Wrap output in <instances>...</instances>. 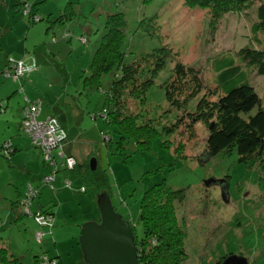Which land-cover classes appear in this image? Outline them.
<instances>
[{
	"label": "rangeland",
	"instance_id": "rangeland-1",
	"mask_svg": "<svg viewBox=\"0 0 264 264\" xmlns=\"http://www.w3.org/2000/svg\"><path fill=\"white\" fill-rule=\"evenodd\" d=\"M7 1L0 0V31L11 23L17 24L13 12L4 7ZM31 2H43L33 8L41 21L35 18L30 24L20 7L15 13L22 26L18 24L13 34L0 39V61H4L5 54L11 58L25 50L28 52L19 57L21 60H14L32 58L40 72L33 80L24 81L23 74L18 78L19 87L12 97L16 103L22 105L24 95L30 101L53 102L58 117L80 111L74 135H83L74 147L85 153L88 168L91 159L97 160V167L108 179L114 211L134 228L138 238L142 237L138 223L142 194L163 183L171 190L183 189L185 193L176 214L185 228L186 264H222L225 259L221 258L229 256L241 257L248 264H264V165L239 163L235 150L207 157L204 154L206 126L202 122L188 126L185 117L177 123L178 114L167 113L163 89L178 61L199 70L206 94H216L217 87L235 72L220 77L213 68V60L225 51L262 46V36L251 37L250 29L256 22V7L264 4V0H256L253 9L246 13L227 14L212 25L208 11L186 7L182 0H29V5ZM67 3L74 5L76 18L62 27L51 26ZM115 13H122L127 23L122 48L126 64L151 54L163 58L162 68L155 74L150 72L154 68L153 60L150 66L142 65L147 78L153 80L145 94V106L139 107L136 101H129L128 105L130 113H140L141 118L148 119L145 122L148 127L141 133L148 134L149 127L154 131V137L149 140H144L139 130L134 132L135 136H141L138 142L144 145L107 125L104 121L107 116L101 113L104 95L84 89L79 79L81 75L88 76L105 18ZM80 38L85 39V44ZM163 49L170 51L166 54ZM247 76L264 110V76L251 73ZM111 80L110 75L102 78L103 91ZM6 81L0 77V86ZM13 108L6 116L0 115V146L12 140L26 141L27 149L19 148L14 155L4 156L5 149L0 147V248L7 249L8 255L20 259L21 264H43L40 258L44 255L50 259L58 257L62 264H85L78 239L83 224L100 221L94 192L83 187L79 180L72 181L71 187L64 181V193L60 195L53 192L58 189L56 182L54 190L43 184L49 174L46 169L51 168L42 167L43 156L34 149L30 138L22 134L18 111ZM256 111L255 108L250 115ZM102 137H105L103 141ZM66 143L67 138L61 146ZM54 155L56 166L61 167L56 176L62 180V160L57 159L56 152ZM39 177L44 187L41 193L37 187ZM28 186L41 195L32 200V207L52 206L54 214L52 228L41 243L34 238L40 229L23 216L20 206ZM17 193H21L18 199ZM17 213L23 217L19 218ZM52 261L57 264L55 259Z\"/></svg>",
	"mask_w": 264,
	"mask_h": 264
},
{
	"label": "trees",
	"instance_id": "trees-1",
	"mask_svg": "<svg viewBox=\"0 0 264 264\" xmlns=\"http://www.w3.org/2000/svg\"><path fill=\"white\" fill-rule=\"evenodd\" d=\"M182 1L186 7H196L208 11L210 14V25L216 24L227 14L241 15L246 13L250 9H253L256 2V0ZM42 3L32 4L31 2V5H29V0H27L19 5H15L23 7L22 16L28 17L30 24H32V20L35 18L41 21L34 12L32 13V10ZM76 16L74 5L67 3L60 15L51 23V26L62 27L72 22ZM255 16L256 22L252 25L250 34L251 37L258 34L262 36V46H244L237 51H225L220 53L219 58L213 60V68L220 77L235 72L234 75L230 78L228 77L217 87L216 94H206V86L199 70L190 68L178 61H175L172 75L164 84L163 89L168 106L167 113L175 111L178 114L177 123L183 122L182 118L185 117L188 126L192 127L199 122H202L206 126L208 130L204 150L206 156L213 158L221 153L235 150L239 163L254 162L258 164L261 162L263 166L264 110L261 107L259 96L251 87L247 73L264 76V4L256 7ZM126 25L127 23L122 13L111 14L105 18L103 33L99 39L98 47L91 57L88 76L84 77L81 75L79 79L84 89L88 88L99 91L104 95L101 113L107 116L104 119L107 125L114 126L119 133L129 139L134 138L138 142L141 136H135L134 132L137 130H139L140 134H143L144 140L152 139L155 134L150 127L148 134L141 133L143 129L148 127L145 125L148 119L141 118L140 113H130L128 105L131 102L129 101H136L139 107L145 106V94L152 86L153 80L151 77L147 78L142 65L146 64L150 66L153 60L154 68L150 72L155 74L162 68L163 58H157L154 54H151L140 57L130 64H126L124 62L125 53L122 50ZM64 36L71 37L70 34H65ZM79 41L85 44L84 38H80ZM163 51H166L167 54L170 50L163 49ZM5 62V68L0 70V77H3L5 80L20 83V80L26 74L37 70V64L34 59L22 60L21 62L25 67H30L34 63L35 70L25 73L21 79L14 81L12 78H6L4 73L10 70L17 61L8 57L5 58ZM241 67L246 69L239 72L235 71ZM108 75L112 76V80L108 89L103 91L101 81L104 76ZM19 93H23L22 86H20ZM22 101L24 106L22 111L28 103L33 102L24 95ZM35 101H40L43 108L42 100ZM5 105L6 102H0V115L4 114ZM255 108L257 111L251 116L250 113ZM22 117L21 112L20 130ZM47 117L57 120L68 141L67 133L62 128L58 119L53 115ZM45 118L39 117V120H44ZM150 121H153V119ZM103 144L105 143L103 142ZM138 144L144 145L140 142ZM0 147L5 149L6 153H2L4 156H7V153H10L11 156L14 155V150L9 142H4ZM63 149L64 147H61L60 150L54 151L57 154V159H59V154H62L64 159L70 157L75 161V167L68 171L63 166L64 159H61L62 169L65 174V184L71 187L72 181L79 180L84 185L83 187L86 186L94 192L95 199L103 192L109 196V182L105 173L99 170L97 166L96 170L91 172L88 168V161L84 160L78 163L74 157L66 155ZM36 150L41 154L38 149ZM54 152L52 156L56 162ZM43 164L52 169H49L48 176L53 173L55 175V182L56 174L61 167H50L44 161ZM54 182L52 183L51 190H54ZM29 188L32 189L31 186H28ZM80 191L85 193L84 188H81ZM37 197H39V193H36L35 198ZM184 199L185 193L183 189L171 190L163 183L152 186L142 194L138 205V223L142 228L141 238L135 235L134 228L129 224L134 236L138 264H186L187 253L184 244L186 233L183 224L179 222L176 214L177 207L183 204ZM31 210L33 213H46L53 218V214L49 212L48 208L47 210H34L31 207ZM17 214L20 215L19 218L23 216L28 217L22 216L21 213ZM30 219L32 220V218ZM35 226L37 225L35 224ZM50 230L48 228L39 230L44 233V237L38 243L43 241ZM38 258L35 257V259ZM226 258L223 257L221 259L223 261ZM52 259H55L57 264H62L58 257ZM0 264H21V261L8 255L7 249L0 248ZM216 264L219 263L216 262Z\"/></svg>",
	"mask_w": 264,
	"mask_h": 264
},
{
	"label": "water",
	"instance_id": "water-1",
	"mask_svg": "<svg viewBox=\"0 0 264 264\" xmlns=\"http://www.w3.org/2000/svg\"><path fill=\"white\" fill-rule=\"evenodd\" d=\"M208 157V156H207ZM97 160L89 161V170H96ZM208 186L209 183H206ZM224 198V195H223ZM98 223L87 222L80 228L78 245L85 264H138L134 236L129 223L118 215L107 193L96 198ZM222 264H248L241 257L229 256Z\"/></svg>",
	"mask_w": 264,
	"mask_h": 264
},
{
	"label": "built area",
	"instance_id": "built-area-1",
	"mask_svg": "<svg viewBox=\"0 0 264 264\" xmlns=\"http://www.w3.org/2000/svg\"><path fill=\"white\" fill-rule=\"evenodd\" d=\"M37 21L39 20L36 18ZM35 70V64L30 67H25L22 62L14 63L13 67L4 73L6 78L17 79L25 73ZM11 72V73H10ZM22 75V76H23ZM42 104L40 101H33L28 103L22 111L21 130L22 133L30 138L32 145L41 152L43 161L48 166L55 168L56 162L52 156L54 151L61 149L62 140L66 139V135L61 130L56 119L46 117L44 120H39ZM105 137H102V141ZM60 159H64L62 154H59ZM63 166L66 170H72L75 167V161L68 157L64 159ZM55 175L52 173L43 180V184L49 189H52ZM68 184V183H67ZM69 185V184H68ZM36 193L33 189H28L24 199L20 202L23 215L32 218L33 222L41 230L43 228L51 229L53 225V218L48 214L41 212L33 213L31 210L32 200L35 198ZM44 237V233L39 231L35 234V240L40 242ZM40 263L43 264H56L55 261L50 260L46 256L40 258Z\"/></svg>",
	"mask_w": 264,
	"mask_h": 264
},
{
	"label": "crops",
	"instance_id": "crops-1",
	"mask_svg": "<svg viewBox=\"0 0 264 264\" xmlns=\"http://www.w3.org/2000/svg\"><path fill=\"white\" fill-rule=\"evenodd\" d=\"M25 1H27V0H25ZM23 2H24V0L23 1H19V0H8L7 3L4 4V7L8 8L7 11H9V9H10L13 12V15H14L13 21L15 23H17V24L11 23L5 29L1 30L0 31V39H1V37L3 38V36L5 34H13L14 29L15 28H18V26H17L18 24L22 26L21 22L17 19V15L18 14L15 13L16 10H18V8H20V7L19 6H16L15 4H18L19 5V4L23 3ZM33 12L34 11L32 10V13ZM16 31H18V30L16 29ZM19 31H22V30H19ZM26 33H27V30H26ZM1 47H3V46L1 45ZM20 50L22 51L23 50V47ZM17 52H19V51H17ZM25 52H28V51L23 50V53L20 54L19 56H14L12 54L13 56H11V59L13 58V60L14 59L21 60V59H19V57L21 55H22V57H24L25 56L24 55ZM8 57H10V56L7 55V54H5L4 58H8ZM5 66H6V62H5V59H4L3 62L0 61V70H2L3 68H5ZM39 74H40V72H39L38 66H37V70L35 72L30 73V74H26L23 79H24V81L25 80H33L35 77H38ZM9 81H11V80H8L6 82H3L2 85L0 86V102H3V101L6 102L5 111H4V114L3 115L6 116V113L8 112V110L9 109H11V110L14 109L13 106H15L16 107V110L18 111V118L20 119L21 118V110H22V108L24 106H23V104L22 105H18L16 103L15 98H12L14 96V94L16 93V91L18 90L19 83L13 82V81L9 82ZM31 83H32V81H31ZM9 98H12V99L9 100ZM56 112H58V108H57L56 104H54L53 102H51L49 100H44L43 101V108L41 110V114H40L39 117L40 118H45V117H47L49 115H53V116H55L58 119V121L60 122L62 128L66 131L67 136H68V141H67V144L64 146L63 151L65 152L66 155H69V156L74 157L77 160L78 163H81L85 159V153L84 152H81L80 150H78V148L74 147V145L77 144L76 142H78V140H81V136L83 135V134H81V135L78 134L77 136L74 135V133H75V126L76 125L78 126V123H79V120L78 119H80L81 113H80V111H77V112L75 111V112H72L71 114H68V116L66 115V113L65 114H61L60 113L61 114L60 115L61 117H58ZM74 138H76L75 139L76 141H71ZM25 142L26 141L18 142L17 143V142H15V141L12 140L9 143L11 144V146H12V148L14 150V153H15L19 148L22 149V150H24L25 148L27 149V146H24V143ZM38 154H39V152H38ZM42 167L44 169H46L47 166L42 163ZM48 172H49V170L46 169V174ZM45 175H43V176H45ZM42 177L41 178L39 177V179H40V183L39 184L40 185L37 186L38 189H39V191H40L39 193H41V191L44 189V187L41 184ZM64 181H65V174L64 173H63V176H62V180H61V177L60 178H57V176H56L55 182H56V186H57L58 189H56V190L53 191L54 194L60 195L61 193H64V186H63L64 185ZM20 196H21V193H17V199ZM40 196L41 195L39 194V197ZM34 207L35 208H33V209H43V210L44 209L47 210V208H48L50 210L49 212L53 214V211L50 209V207H52V206H47V207L46 206H43L42 207V206H40V204H35ZM53 216H54V214H53Z\"/></svg>",
	"mask_w": 264,
	"mask_h": 264
}]
</instances>
